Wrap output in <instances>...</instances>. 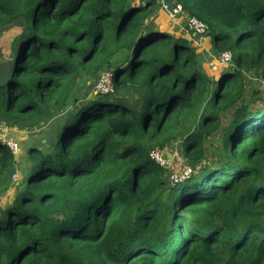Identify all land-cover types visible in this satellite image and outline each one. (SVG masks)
<instances>
[{
    "label": "trees",
    "instance_id": "obj_1",
    "mask_svg": "<svg viewBox=\"0 0 264 264\" xmlns=\"http://www.w3.org/2000/svg\"><path fill=\"white\" fill-rule=\"evenodd\" d=\"M172 1L214 57L231 54L219 79L188 36L157 28L155 0H0V37L19 30L0 50V119L47 125L19 184L0 142V198L16 187L0 264H264V98L244 90L246 73L264 81V0ZM89 69L114 91L88 99ZM219 130L223 162L174 185L150 156L181 138L203 161Z\"/></svg>",
    "mask_w": 264,
    "mask_h": 264
},
{
    "label": "rangeland",
    "instance_id": "obj_2",
    "mask_svg": "<svg viewBox=\"0 0 264 264\" xmlns=\"http://www.w3.org/2000/svg\"><path fill=\"white\" fill-rule=\"evenodd\" d=\"M155 8L151 14L154 18L157 28L162 31L169 33H175L177 35L184 34L189 38L193 36L191 28L187 27L186 19L184 15L178 17L175 20H172L168 15L167 5L171 3L161 4L155 0ZM150 19V18H149ZM17 28H13L10 31L3 34L0 37V50H2L3 58L8 59L11 49L12 42L18 33ZM175 31V32H174ZM193 45L197 47L198 52L204 53V63L203 67L208 71L210 75H213L216 79H219L222 75V72L225 71L227 65L223 64L217 57H214L216 52L214 51L215 47L211 42V37L208 36V40L201 43V38L199 36L192 37ZM222 55V54H221ZM2 58V57H1ZM2 58V59H3ZM85 79H82V87L88 93V99H97L99 94L105 92L103 88L108 86L101 85L100 82L103 80V77L106 75L105 72H96L93 69L87 70ZM262 84V86H261ZM101 89L104 92L99 91ZM244 90L247 97L252 99L253 102L259 103L261 99L264 98V81H261L259 74L256 72L246 73L244 76ZM114 91V90H113ZM112 93V92H110ZM263 100H261L262 102ZM73 110V109H72ZM224 124H226L225 118H223ZM47 125L42 123L40 126L35 128H23L22 126H17L14 123L6 122L5 120L0 119V137L4 138V141L7 143H14L16 149L12 152L16 157V166L17 171L16 175L13 177V181L16 184H19L22 179V169H26L30 158L27 155V151L30 145L38 144L37 135L41 134L46 130ZM223 132L218 131L213 136L209 137L205 143V159L203 161H190L186 158L183 151V142L181 138L173 141L169 146L165 148L168 153H174L176 157L172 155V164L164 168L166 171V176L174 185L179 178H181L182 173L187 172L188 170L202 169L203 164L207 161H210L211 164L222 163L225 157L224 149V138L222 137ZM42 149L50 150L47 144H40ZM7 192L3 194L0 198V207H4L8 202H12L14 198V193L16 191L15 184H13Z\"/></svg>",
    "mask_w": 264,
    "mask_h": 264
},
{
    "label": "built area",
    "instance_id": "obj_3",
    "mask_svg": "<svg viewBox=\"0 0 264 264\" xmlns=\"http://www.w3.org/2000/svg\"><path fill=\"white\" fill-rule=\"evenodd\" d=\"M161 4H165V3H171V5H167L168 8V15L170 16V18L172 20H175L177 17L180 16V14L183 13V5L172 1V0H156ZM186 25L187 27L191 28L193 35L195 36H206L208 34V27L206 26V24H204L203 22L199 21L196 17H192L190 19H188L186 21ZM223 64L229 66V64L231 63V59L232 56L229 52H225L222 55L219 56L218 58ZM106 75L103 77V80L100 82L101 85H107V88H103L105 90L102 91L101 89H98L101 92L104 93H110L113 92V86H112V73L111 72H107L105 73ZM0 142L5 143L6 141H4L3 137H0ZM7 145L14 151L16 149L15 144L14 143H7ZM168 151L167 150H159V149H153L150 153L151 158L158 163L160 166L167 168V166L172 164V157H169L168 155ZM193 170L190 169L187 172L182 173L181 178H186L190 175V173Z\"/></svg>",
    "mask_w": 264,
    "mask_h": 264
},
{
    "label": "clouds",
    "instance_id": "obj_4",
    "mask_svg": "<svg viewBox=\"0 0 264 264\" xmlns=\"http://www.w3.org/2000/svg\"><path fill=\"white\" fill-rule=\"evenodd\" d=\"M180 4H181V3H180ZM180 16H181V15H180ZM177 18H178V17H177ZM177 18H176V19H177ZM193 36H195V35H193ZM193 36H192V37H193ZM192 37H190V38L193 40ZM195 37H196V36H195ZM190 38H189V39H190ZM200 38H206V39H207V38H208V34H207L206 36H202V37H200ZM218 58H219V57H218ZM227 67H228V66H227ZM169 154H170V153H169ZM169 154H168V155H169ZM172 155H173V154H172ZM173 156H174V155H173ZM171 157H172V156H171Z\"/></svg>",
    "mask_w": 264,
    "mask_h": 264
},
{
    "label": "crops",
    "instance_id": "obj_5",
    "mask_svg": "<svg viewBox=\"0 0 264 264\" xmlns=\"http://www.w3.org/2000/svg\"><path fill=\"white\" fill-rule=\"evenodd\" d=\"M175 32V31H174ZM180 34V33H179ZM208 40V38L207 39H205L204 41L206 42ZM201 42H202V40H201ZM204 42H202V44H203ZM212 76V75H211ZM171 154H173L175 157H176V155L174 154V153H171ZM171 154H169L170 156H172ZM174 157V158H175Z\"/></svg>",
    "mask_w": 264,
    "mask_h": 264
},
{
    "label": "water",
    "instance_id": "obj_6",
    "mask_svg": "<svg viewBox=\"0 0 264 264\" xmlns=\"http://www.w3.org/2000/svg\"><path fill=\"white\" fill-rule=\"evenodd\" d=\"M190 39H191V38H190ZM205 39H206V38H201L202 42H205V41H204ZM202 42H201V43H202ZM169 157H171V156L169 155Z\"/></svg>",
    "mask_w": 264,
    "mask_h": 264
}]
</instances>
